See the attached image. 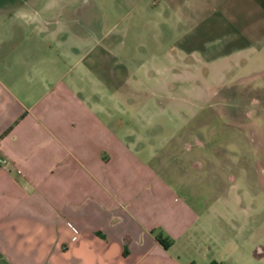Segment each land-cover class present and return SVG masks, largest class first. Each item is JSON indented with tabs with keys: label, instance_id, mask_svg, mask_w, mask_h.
<instances>
[{
	"label": "crops",
	"instance_id": "obj_1",
	"mask_svg": "<svg viewBox=\"0 0 264 264\" xmlns=\"http://www.w3.org/2000/svg\"><path fill=\"white\" fill-rule=\"evenodd\" d=\"M144 10L179 33L158 73L234 82L264 69V0H150ZM75 11L0 2V264H264V208L224 174L226 144L184 127L158 140L144 121L117 125L69 81L70 62L88 54Z\"/></svg>",
	"mask_w": 264,
	"mask_h": 264
},
{
	"label": "rangeland",
	"instance_id": "obj_2",
	"mask_svg": "<svg viewBox=\"0 0 264 264\" xmlns=\"http://www.w3.org/2000/svg\"><path fill=\"white\" fill-rule=\"evenodd\" d=\"M21 1L39 7L52 3L75 6L74 17L79 21L74 37L83 35L88 54L79 63L70 62L68 77L83 86L86 95L100 100L103 118H111L117 125L144 121L142 134L158 140L180 137L184 127L192 130L191 138L226 144L222 149L228 152L224 174L231 170L239 175L242 191L247 184L251 186L254 200L250 205L264 208V69L234 82L229 73L226 77L201 75L195 81H176L172 75L158 73L166 64L171 66L165 51L173 47L179 33L160 29L162 17L144 10L150 0H130L129 7L116 0ZM211 91L217 94L201 97ZM172 92H189L193 97L168 95ZM187 100L194 113L186 107ZM181 109L179 118L176 112ZM230 110L246 111L243 122H229ZM226 182L228 187L231 182L227 178Z\"/></svg>",
	"mask_w": 264,
	"mask_h": 264
},
{
	"label": "built area",
	"instance_id": "obj_3",
	"mask_svg": "<svg viewBox=\"0 0 264 264\" xmlns=\"http://www.w3.org/2000/svg\"><path fill=\"white\" fill-rule=\"evenodd\" d=\"M6 165H7L6 159H3L2 157H0V168L3 169L6 167ZM74 231H75V233H77L76 229H74ZM74 239H76V236H74Z\"/></svg>",
	"mask_w": 264,
	"mask_h": 264
},
{
	"label": "clouds",
	"instance_id": "obj_4",
	"mask_svg": "<svg viewBox=\"0 0 264 264\" xmlns=\"http://www.w3.org/2000/svg\"><path fill=\"white\" fill-rule=\"evenodd\" d=\"M16 15H17L19 18H21V19L25 18V16H26V14L23 13V12H17Z\"/></svg>",
	"mask_w": 264,
	"mask_h": 264
},
{
	"label": "trees",
	"instance_id": "obj_5",
	"mask_svg": "<svg viewBox=\"0 0 264 264\" xmlns=\"http://www.w3.org/2000/svg\"><path fill=\"white\" fill-rule=\"evenodd\" d=\"M169 244H170V243H169V242H167V243H165V246H167V247H168V246H169Z\"/></svg>",
	"mask_w": 264,
	"mask_h": 264
}]
</instances>
